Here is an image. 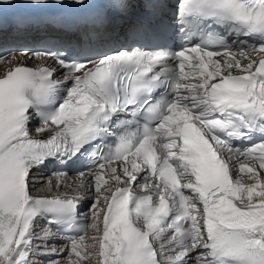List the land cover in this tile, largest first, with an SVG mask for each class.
<instances>
[{
	"label": "snow or ice",
	"instance_id": "obj_1",
	"mask_svg": "<svg viewBox=\"0 0 264 264\" xmlns=\"http://www.w3.org/2000/svg\"><path fill=\"white\" fill-rule=\"evenodd\" d=\"M6 34L67 75L15 55L0 74V264H264V0H0ZM82 155L91 179L55 185L74 194H31Z\"/></svg>",
	"mask_w": 264,
	"mask_h": 264
},
{
	"label": "rangeland",
	"instance_id": "obj_2",
	"mask_svg": "<svg viewBox=\"0 0 264 264\" xmlns=\"http://www.w3.org/2000/svg\"><path fill=\"white\" fill-rule=\"evenodd\" d=\"M33 127L34 128H36V125H33ZM38 128V127H37ZM246 162H247V164H249V166H251L252 164L250 163V160H245ZM262 175H264V173H262ZM73 177V179H71ZM72 177H69V176H64V180H62V178L60 177V178H56V177H54L53 176V174L52 173H36V174H33V178L35 179V178H39V179H41L42 180V185L43 184H47V182L48 181H51V184L53 183V181H54V185L52 184V187H54V190H53V192L52 193H47V194H54L55 193V190L56 191H59V190H61V189H57L56 187H55V185H56V183L58 182V181H63L64 182V184H65V181L67 182L65 185H72L71 184V182H73L74 184H76L77 186L79 185V183H80V181L82 180V179H91V176H87L86 175V177H82L81 179L80 178H76V177H74V176H72ZM243 179H246V180H248V183H249V181H251V180H249L248 178H247V176L245 175L244 177H243ZM242 179V180H243ZM243 182V181H242ZM113 183V182H112ZM41 184H39V185H41ZM37 186L35 185L34 187H32V189H31V194H36L37 193V191H36V189H38V188H36ZM48 187V186H47ZM66 190V189H65ZM63 191H64V189H63ZM41 194V193H40ZM91 195H94V193H91L90 195H89V197H88V199H87V201L85 202V204L86 205H84V207L88 210V205L91 203ZM89 223H91V220L89 221ZM35 227H36V235L37 236H39V235H41L42 234V232H41V230L42 229H44V227L39 223V222H37L36 223V225H35ZM95 235V232H94V230L93 229H91L90 228V231H89V233L86 235V239H87V237H92V236H94ZM43 241H41V240H34L33 241V244H34V246H36V245H43ZM54 244H56V246L54 247ZM60 243H55L54 241H52L51 243H49L48 244V248H56V247H58V245H59ZM59 248H61V247H59ZM58 248V249H59ZM90 251H94V249H90ZM55 257L56 256H54V257H52L53 259L52 260H58V258L57 259H55ZM60 258H65L66 259V257H60ZM30 259L31 260H33V261H35V264H51L50 263V260H49V258H45V257H40V256H32V257H30ZM91 262H90V259L89 260H85V261H83V264H90Z\"/></svg>",
	"mask_w": 264,
	"mask_h": 264
},
{
	"label": "bare ground",
	"instance_id": "obj_3",
	"mask_svg": "<svg viewBox=\"0 0 264 264\" xmlns=\"http://www.w3.org/2000/svg\"><path fill=\"white\" fill-rule=\"evenodd\" d=\"M20 10H22V9H20V8H18V7H8V8H4L3 9V13L5 14V13H7V12H9V11H20ZM13 55H10V56H8L7 58H5V59H3L2 61H0V74L1 73H3V71H5L6 69H9L12 65H10L9 63H7V61L8 60H10L11 59V57H12ZM16 56V55H15ZM17 57V61L19 62V61H22V62H25L26 61V59L24 58V57H22V56H16ZM45 60H47L46 58H30V63H32L33 61H45ZM242 63H244L243 61H242ZM99 171V170H98ZM245 175L244 174H241V179H243V177H244ZM54 177H56L57 179L58 178H60V176H54ZM69 177H72V176H69ZM75 177V176H74ZM71 179H73V177L71 178ZM62 180H64L63 178H62ZM244 183H248V180H246V179H243L242 180ZM63 182V181H62ZM253 181L251 180V181H249V183H252ZM53 183H54V181H53ZM52 183V184H53ZM64 183V182H63ZM67 182L65 181V184H66ZM110 184H112V182L110 181L109 182ZM55 184V183H54ZM53 184V185H54ZM71 184L72 185H70V187L71 188H76L77 187V185L76 184H74L73 182H71ZM115 185V184H114ZM37 187L36 188H38V189H36V191H37V193H45V194H47V193H52L53 192V190H54V187H52L51 186V190H50V192H46L45 191V189H47L48 187H49V185H48V183L45 185V184H41V185H39V184H37L36 185ZM48 186V187H47ZM69 186V185H68ZM59 189H61V190H59V191H56L55 190V193L56 192H60V193H64V192H68L69 194H71L72 192L70 191V188L69 187H60ZM63 189H64V191H63ZM66 189V190H65ZM54 193V194H55ZM84 205H86L85 203H83V205L82 206H84ZM84 213H86L87 212V210L85 209V207L83 208L82 207V209H81ZM90 231V230H89ZM86 235H87V233H86ZM55 242H57V243H60L61 241H59L58 240V237L56 236V239H55ZM68 243V242H67ZM67 243H62L61 242V244H59L60 246L59 247H63L64 245H66ZM52 257H54V256H52ZM49 258V260H50V263H51V261H52V259L53 258ZM60 257H62V256H56L55 257V259H57L58 258V260L59 259H61ZM73 258H75V257H73ZM90 264H95V260H93V259H90Z\"/></svg>",
	"mask_w": 264,
	"mask_h": 264
}]
</instances>
